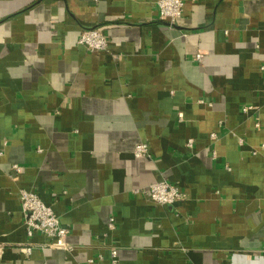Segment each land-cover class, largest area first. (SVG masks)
<instances>
[{"label":"crops","instance_id":"0c3cea01","mask_svg":"<svg viewBox=\"0 0 264 264\" xmlns=\"http://www.w3.org/2000/svg\"><path fill=\"white\" fill-rule=\"evenodd\" d=\"M157 1L0 0V264H113V247L118 264H264V0H183L174 24ZM91 27L107 50L78 43ZM162 180L186 197L152 200ZM24 188L70 249L28 235Z\"/></svg>","mask_w":264,"mask_h":264},{"label":"built area","instance_id":"2783aa9c","mask_svg":"<svg viewBox=\"0 0 264 264\" xmlns=\"http://www.w3.org/2000/svg\"><path fill=\"white\" fill-rule=\"evenodd\" d=\"M157 8L159 17L162 20H166L171 24H174L183 14L184 1L183 0H158ZM78 43L84 45L89 50L101 51L109 48V38L99 27L85 28L81 32ZM202 53H197L196 58L201 60ZM264 68V65H263ZM251 107H245L247 111ZM180 119H183V113L179 114ZM259 125V124H258ZM215 138V133L212 134ZM7 145V141H4ZM193 139L188 142L189 146H192ZM4 153L0 150V155ZM149 154V145L144 141H140L135 148V155L137 157H144ZM14 170L19 169L18 164H14L12 167ZM149 194L152 200L159 204H172L178 200L186 197L185 193L175 184L168 180L157 181L149 185L145 190ZM21 206L23 212L26 215V231L29 236H32L35 232H40L51 238L49 243H45L43 247L70 249L71 244L67 241L70 229L61 223V219L53 208L46 204L40 195L32 190L21 189ZM109 228H115V219L112 217L109 222ZM34 249V245L28 244L20 247V250L26 254H31ZM112 263L118 264V250L113 247L112 251Z\"/></svg>","mask_w":264,"mask_h":264}]
</instances>
